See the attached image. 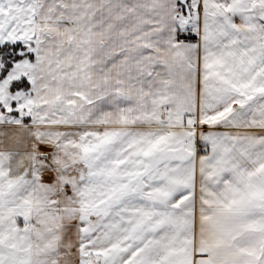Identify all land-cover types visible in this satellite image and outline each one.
I'll return each instance as SVG.
<instances>
[{
	"label": "snow or ice",
	"instance_id": "1",
	"mask_svg": "<svg viewBox=\"0 0 264 264\" xmlns=\"http://www.w3.org/2000/svg\"><path fill=\"white\" fill-rule=\"evenodd\" d=\"M0 264H264V0H0Z\"/></svg>",
	"mask_w": 264,
	"mask_h": 264
}]
</instances>
